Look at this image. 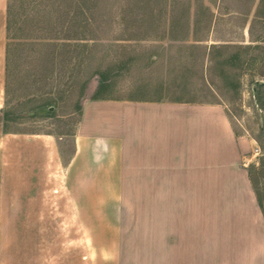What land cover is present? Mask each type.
Returning <instances> with one entry per match:
<instances>
[{
  "label": "rangeland",
  "instance_id": "rangeland-1",
  "mask_svg": "<svg viewBox=\"0 0 264 264\" xmlns=\"http://www.w3.org/2000/svg\"><path fill=\"white\" fill-rule=\"evenodd\" d=\"M8 6L6 130L55 138L59 167L56 216L46 202L34 208L20 200L18 172L10 170L0 201L7 214L0 216V264H109L103 258L114 256L122 264H150L146 230L156 218L146 216L148 202L139 199L145 185L125 178L115 216H74L65 199L60 166L73 153L81 108L92 99L225 106L236 134L253 145L247 168L264 213V0H9ZM24 225L42 230L34 234L35 257L24 245L32 233L18 232ZM81 225L87 232H75ZM112 225L121 232L110 231ZM101 226L109 230L96 231ZM86 240L101 247L86 248ZM114 241L122 242L117 249Z\"/></svg>",
  "mask_w": 264,
  "mask_h": 264
},
{
  "label": "crops",
  "instance_id": "crops-1",
  "mask_svg": "<svg viewBox=\"0 0 264 264\" xmlns=\"http://www.w3.org/2000/svg\"><path fill=\"white\" fill-rule=\"evenodd\" d=\"M8 2L0 0V201L6 199L15 167L23 194L19 199L33 207L46 202L56 216L55 138L6 130ZM81 109L73 153L60 166L72 215H118L115 206L125 200L121 188L128 177L129 184L146 186L139 199L148 202L146 216L156 218L146 230L150 264H264V213L247 168L253 145L236 134L225 106L92 99ZM0 216H7L3 204ZM112 226L110 231L121 232ZM41 231L18 228L32 233L24 245L34 257L39 250L34 234ZM75 232L87 229L81 225ZM121 243L114 241V249ZM84 245L101 247L87 240ZM103 260L122 264L116 256Z\"/></svg>",
  "mask_w": 264,
  "mask_h": 264
},
{
  "label": "built area",
  "instance_id": "built-area-1",
  "mask_svg": "<svg viewBox=\"0 0 264 264\" xmlns=\"http://www.w3.org/2000/svg\"><path fill=\"white\" fill-rule=\"evenodd\" d=\"M255 152H256V153L258 152V149H257V148L255 149Z\"/></svg>",
  "mask_w": 264,
  "mask_h": 264
},
{
  "label": "trees",
  "instance_id": "trees-1",
  "mask_svg": "<svg viewBox=\"0 0 264 264\" xmlns=\"http://www.w3.org/2000/svg\"><path fill=\"white\" fill-rule=\"evenodd\" d=\"M8 12H9V6H8Z\"/></svg>",
  "mask_w": 264,
  "mask_h": 264
}]
</instances>
